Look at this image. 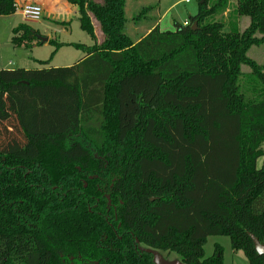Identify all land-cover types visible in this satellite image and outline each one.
<instances>
[{"label":"trees","instance_id":"obj_1","mask_svg":"<svg viewBox=\"0 0 264 264\" xmlns=\"http://www.w3.org/2000/svg\"><path fill=\"white\" fill-rule=\"evenodd\" d=\"M65 1L94 41L69 44L85 57L0 70V264H155L140 243L223 264L220 247L204 258L211 236L264 264L250 237L264 244V87L239 92L243 66L264 81L247 56L264 41V0H237L244 32L214 20L230 0H200L187 25L136 41L128 0ZM16 11L0 0V16ZM39 35L22 24L12 42Z\"/></svg>","mask_w":264,"mask_h":264},{"label":"rangeland","instance_id":"obj_2","mask_svg":"<svg viewBox=\"0 0 264 264\" xmlns=\"http://www.w3.org/2000/svg\"><path fill=\"white\" fill-rule=\"evenodd\" d=\"M101 2L102 0H95ZM215 0H208V6ZM25 3L34 2L32 0L19 1L17 11L10 16H0V70H40L48 68H66L76 64L85 57L81 49H76L69 44L85 45L90 47L94 41L90 35L83 31L79 22V8L65 0L61 5H48L44 10L43 17L36 22L26 21L22 15L21 7ZM236 0H230V11L215 16V21H222L226 25L235 23L241 32L250 27V20L247 17H237L234 13ZM38 4V3H37ZM42 6V3H41ZM200 0H192L191 4H185L183 0H128L126 3V17L128 19L127 33L133 40H138L144 36L149 28L159 23L163 31L173 30L174 23L183 25L189 22L191 17L199 13ZM151 7V11H146L141 21L137 19L143 9ZM228 8V9H229ZM228 15V16H227ZM98 42H102L103 36L99 30L97 22L93 21ZM25 24L40 33L39 36L49 38V42L44 45H35L33 48L26 46L17 47L13 44L14 29ZM255 37L259 40L263 38L260 34ZM50 41H54V44ZM62 45V46H60ZM248 58L254 61L262 70L264 75V41L253 45L247 54ZM42 62H49L43 66ZM239 92L246 101L255 100L259 90L264 87L262 82L248 66L242 67V74L239 77ZM100 126L99 122L93 123ZM217 247L223 252V264H249L245 253L242 250L234 251L231 240L225 236H211L204 245V258H210ZM142 251L152 253L155 264H185L177 253H168L162 250L153 249L140 243Z\"/></svg>","mask_w":264,"mask_h":264},{"label":"built area","instance_id":"obj_3","mask_svg":"<svg viewBox=\"0 0 264 264\" xmlns=\"http://www.w3.org/2000/svg\"><path fill=\"white\" fill-rule=\"evenodd\" d=\"M183 2L188 5L191 4L192 0H183ZM21 11L25 20L29 22L39 21L43 17V9L38 5L26 4L21 7Z\"/></svg>","mask_w":264,"mask_h":264},{"label":"water","instance_id":"obj_4","mask_svg":"<svg viewBox=\"0 0 264 264\" xmlns=\"http://www.w3.org/2000/svg\"><path fill=\"white\" fill-rule=\"evenodd\" d=\"M194 30H196V27H197V24L194 25ZM38 39L40 40L41 44L44 45L46 43L49 42V38L47 37H42V36H39ZM253 243H254V247H255V250L257 251V253L262 256L264 255V244H261L258 239H256L253 235H250Z\"/></svg>","mask_w":264,"mask_h":264},{"label":"crops","instance_id":"obj_5","mask_svg":"<svg viewBox=\"0 0 264 264\" xmlns=\"http://www.w3.org/2000/svg\"><path fill=\"white\" fill-rule=\"evenodd\" d=\"M19 1H26V0H17V4ZM34 3V5H38L40 7H42L44 10L48 7V5H61L63 4L62 3V0H32ZM237 2V0H236ZM38 3V4H37ZM41 3H42V6H41ZM27 3H25L24 5H26ZM28 4H31V3H28ZM237 4V3H236ZM231 8H229L227 11H230ZM226 14V13H225ZM228 16V15H227ZM187 22L184 23V25L186 24ZM159 24V23H158ZM150 32V29L148 30V32L146 34H148ZM145 34V35H146Z\"/></svg>","mask_w":264,"mask_h":264}]
</instances>
